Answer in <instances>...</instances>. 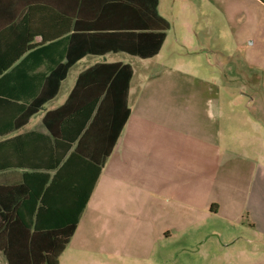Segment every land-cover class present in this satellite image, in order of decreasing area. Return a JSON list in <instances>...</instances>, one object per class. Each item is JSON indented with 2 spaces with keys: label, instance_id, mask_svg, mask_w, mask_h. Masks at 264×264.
I'll return each mask as SVG.
<instances>
[{
  "label": "crops",
  "instance_id": "obj_1",
  "mask_svg": "<svg viewBox=\"0 0 264 264\" xmlns=\"http://www.w3.org/2000/svg\"><path fill=\"white\" fill-rule=\"evenodd\" d=\"M251 1L264 8V0ZM161 9L162 0H159V15L169 22ZM159 25L154 21L153 31H146L150 36L141 38L147 41L142 44L145 53L155 47L157 40L151 34L158 33ZM136 27L135 5L123 0H0V62H9L14 57L13 66L19 67L13 76L15 84L6 82L2 88L5 93H40L44 78L58 77L53 71L60 64H73L56 98L24 127L1 141L31 132L46 133L43 124L46 113L65 103L79 75L89 68L122 63L133 69L128 97L130 116L59 264H120L122 254L136 255L133 264H198L186 257L195 255L197 249L185 247V239L200 236L196 242L203 243L209 236L222 235L217 227L208 228L206 235L193 232L202 221L220 217L222 199L233 189L225 177L218 176L217 170L218 153L224 159L231 152L232 135L227 133L226 126L220 135L214 122L212 126L200 124V89L182 85L190 79L182 67L169 69L163 65L170 29L159 53L144 59L126 51L136 50L139 45L136 36L126 35L139 33L131 31ZM247 42L248 47L257 44L253 38ZM27 44L31 49L25 51ZM257 64L259 69L262 63L259 60ZM89 75L102 76L100 72ZM5 77L1 76L0 80ZM69 79L64 96L58 100ZM25 80L33 82L25 83ZM50 89L47 85L45 93L50 94ZM213 107L220 109L216 104ZM221 170V175L228 176ZM9 173L10 170L1 171V179ZM218 180L225 194L221 198H218ZM250 187L256 203L262 201L264 186L252 183ZM91 206L98 208V214L88 217L89 222L85 216ZM117 206L139 215L137 220H141L139 228L143 231L119 235L104 230L123 222L107 210L112 208L114 214ZM91 224L101 226L102 230H88ZM134 236L143 237L141 240L148 245L140 249L143 254L138 253L139 248H131L129 242L119 241L121 237L131 240ZM93 240L96 249H92ZM225 242L223 246L229 247L230 241ZM198 251L208 257L206 249ZM93 253L112 256L113 262L93 260ZM229 255L233 256L229 264H264L263 249L239 248ZM212 256L205 258L204 264H216V253ZM0 258L8 264L1 251Z\"/></svg>",
  "mask_w": 264,
  "mask_h": 264
},
{
  "label": "trees",
  "instance_id": "obj_2",
  "mask_svg": "<svg viewBox=\"0 0 264 264\" xmlns=\"http://www.w3.org/2000/svg\"><path fill=\"white\" fill-rule=\"evenodd\" d=\"M123 1L135 5L137 27L131 31H139L126 34L139 42L136 50L126 51L144 59L154 57L170 29L159 15V0ZM154 21L160 24L158 33L151 34L156 45L145 53L142 44L147 41L141 38L150 36L146 31H153ZM30 47L27 44L25 51ZM13 59L0 62V77L6 76L0 80V139L24 127L56 98L73 65L60 64L53 71L58 77L44 78L40 93L17 95L2 90L6 82L15 84L19 67L13 66ZM96 72L102 76L89 77ZM132 77L129 64L95 65L79 75L63 105L46 113V133L0 140V172L11 171L0 177V251L8 264H59L130 116ZM29 81L33 82H24ZM47 85L50 94L44 91Z\"/></svg>",
  "mask_w": 264,
  "mask_h": 264
},
{
  "label": "rangeland",
  "instance_id": "obj_3",
  "mask_svg": "<svg viewBox=\"0 0 264 264\" xmlns=\"http://www.w3.org/2000/svg\"><path fill=\"white\" fill-rule=\"evenodd\" d=\"M161 11L170 23L163 65L169 69L182 67L190 75L182 85L200 89V124L212 126L214 122L220 135L226 126L232 135L231 152L224 158L225 163L218 153L217 170L218 176L225 177L233 189L222 199L220 217L202 221L193 232L206 235L208 228L217 227L222 235L209 236L203 243L196 242L200 236L187 237L185 247L197 251L186 257L204 264L206 256L198 250L206 249L207 258L216 253V264H229L233 261L229 254L234 249L264 250V198L256 203L249 190L252 183L264 186V8L251 0H162ZM250 38L257 40L253 47L245 43ZM259 60L262 64L258 69ZM70 82L71 79L66 82L58 100ZM215 104L220 109H214ZM221 169L228 176L221 175ZM219 185L218 180L221 198L225 194ZM107 210L123 222L104 230L119 235L143 231L139 228V215L128 213L126 207L117 206L114 214L112 208ZM96 214L98 208L91 206L85 218L91 222L88 217ZM228 218L232 220L227 222ZM87 228L102 230L96 224ZM142 238L121 237L119 241L129 242L131 248H139L138 253L143 254L140 249L148 245ZM225 241H230L229 247L223 246ZM93 242L92 249H96V240ZM94 253L93 260L113 262L112 256ZM135 256L122 254L120 264H133ZM0 262L5 264L1 258Z\"/></svg>",
  "mask_w": 264,
  "mask_h": 264
}]
</instances>
